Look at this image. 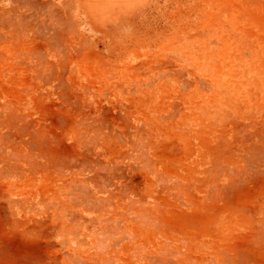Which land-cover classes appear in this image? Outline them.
Returning a JSON list of instances; mask_svg holds the SVG:
<instances>
[{"label": "rangeland", "instance_id": "rangeland-1", "mask_svg": "<svg viewBox=\"0 0 264 264\" xmlns=\"http://www.w3.org/2000/svg\"><path fill=\"white\" fill-rule=\"evenodd\" d=\"M84 5L85 27L78 0H0V172L16 175L0 173V192L47 191L61 155L67 180H86L80 163L100 166L105 187L91 189L122 228L96 224L108 249L93 253L110 258L99 264H224L209 251L210 220L231 209L264 224V0ZM251 237L241 246L255 254ZM71 243L59 255L79 264Z\"/></svg>", "mask_w": 264, "mask_h": 264}, {"label": "bare ground", "instance_id": "bare-ground-1", "mask_svg": "<svg viewBox=\"0 0 264 264\" xmlns=\"http://www.w3.org/2000/svg\"><path fill=\"white\" fill-rule=\"evenodd\" d=\"M9 1L10 0H1V4L4 5V4L8 3ZM17 132H19V131H17ZM37 135H38V133H37ZM4 136H5V134H4ZM39 143L40 142H38V144ZM41 143H42V141H41ZM46 144L44 143V145H46ZM24 145H25V143H24ZM42 145H43V143H42ZM35 147L37 148V146H35ZM44 148H45V146H44ZM15 156H17V155H15ZM44 156H46V155H44ZM60 157H64V156H62V155L59 156V159H57V160H55L54 158L52 160V159H50L51 158L50 157L49 159L51 161H53V163L51 161H49V159H48V161L52 163L51 165H54V167H53V166H50V164H48V171H49V168L51 169V167H52L53 168L52 171L54 170L55 174H52V173L49 174L48 173L47 178L49 179L48 182H50V185H48L49 188L47 189V191L43 190V187H41L36 192L33 191L32 193L27 194L28 196H31L28 198H26L23 194H20L21 192L15 193V194H12V193H14V191L12 193L0 192V264H64V258L66 255H62V256L59 255V253L63 249V241L64 240H66L68 244L73 242L74 246H75V242H76L77 247L79 249H81L86 254V256L82 255L83 258L82 259L80 258L81 262H79V264H99L98 263L99 258L106 255L105 253H102L101 256H98L95 253H93V250H92L93 247H95L96 250H98V252H99V250L104 251L103 249H106V247L108 249V246H106L105 238L103 239V237H102L103 235L99 234V232L102 233V231H99V230H102L100 228H104V229L108 228L110 230L112 229V231L114 233H117V228L119 227V222L117 225V220H116L117 217L116 216L113 217L114 215L112 213V208H113L112 202L110 200L107 201V199L104 201V199H101L99 196H97L96 193L91 189V185H94L96 188L97 187H99V188L105 187L104 186L105 180H103V178L105 176L102 178V176L104 174L101 176V174L97 173V170L100 169L99 168L100 166L97 169V166H91V164H90V166H91L90 167L89 163H87L88 165L85 163L83 165H81V163H80L78 165V167H80L81 171H83V172L86 171L87 168L88 169L91 168L90 169L91 172H88L86 174V180H84L83 177L77 178V176L74 177V179H71V180L68 179L67 180L66 178H68V176L65 175V171L68 169L67 168L68 165H66V167L64 166L66 168V169H64L63 163H65L66 160L72 161V159H70L67 156L69 159H67V157H66V159L64 160L65 157L62 159H60ZM24 158H26V157H24ZM33 158L34 157H32L29 162H31ZM46 159L47 158H45V160ZM34 160H36V159H34ZM77 162H79V161H77ZM73 163H72V165H73ZM33 164H35V163H33ZM61 164H63V165H61ZM75 166H77V165H75ZM103 167H105V166H103ZM7 168L11 169L12 167H7ZM15 168H16V166H15ZM28 168H31V170L33 171L34 170L33 168H36V167H32V164H31V166L30 167L28 166ZM85 168H86V170H84ZM105 168H107V167H105ZM3 170H4L3 173L5 174V172H6L5 170H7V169H3ZM36 170L39 171V168H37ZM34 172H35V170H34ZM0 173L3 174L2 172H0ZM29 173H30V171H29ZM1 174H0V176H1ZM18 174L21 175V173H18ZM6 175L10 179L13 177H16V175L12 174V171L6 172ZM20 175H19V177H20ZM45 176H47V175H44V177ZM1 178L2 177H0V179ZM34 178L36 179L37 177H34ZM40 178H42V176ZM26 182H27V180H26ZM42 182L45 183V181H42ZM6 185H7V187L11 186L9 183ZM31 187L34 188L33 186H31ZM67 187H70V188H67ZM99 192L102 193L101 191H99ZM216 193H217V191H216ZM7 198H9L12 202L11 207H8L6 205ZM76 204L79 205L78 210H76L77 209ZM141 208H143V207H141ZM10 209H13L14 212H12ZM120 214H121V216L123 214V217L127 218V215L125 213H120ZM88 218L90 220H88ZM153 220L155 221L154 218H153ZM120 222H122V221H120ZM96 224L98 225V227H100L99 230H97ZM120 227L122 228V226H120ZM120 227L118 228V230L120 229ZM118 233H117V235H118ZM122 233L124 234L125 231L122 230ZM108 236H106V237H108ZM120 236H121V234H120ZM127 236H128V234H127ZM128 237H130V236H128ZM58 238L59 239L62 238L64 240H62L61 242H56V240ZM130 238L132 239V237H130ZM73 243H71V244L73 245ZM68 247H69V245H68ZM77 247H76V249H77ZM109 248H110V246H109ZM70 253L71 252L69 251L67 254H70ZM80 253H82V252H80ZM77 257H81V256H77ZM68 258H70V257H68ZM74 258H75V256H74ZM77 259H76V264H77ZM107 259H110V258L108 257ZM89 260H91V263H89ZM112 260H113V258H112ZM67 263L69 264V262H67ZM72 264H74V263H72ZM106 264H109V263H106Z\"/></svg>", "mask_w": 264, "mask_h": 264}, {"label": "crops", "instance_id": "crops-1", "mask_svg": "<svg viewBox=\"0 0 264 264\" xmlns=\"http://www.w3.org/2000/svg\"><path fill=\"white\" fill-rule=\"evenodd\" d=\"M85 2L86 0H78L80 21L83 22L82 24L84 25V27L87 22L86 20L88 18L91 19L90 15L88 14V8H86V6L84 5ZM92 22L94 21L92 20ZM103 62H105V60L103 59H97L93 62L95 63V65L92 64L94 67L96 66L100 68L98 70H95V77H102V75H104L105 72L102 70V67L99 66V64H103ZM87 63V60H79L75 64V67H77L74 71V75L82 76L83 72L86 73L85 68L87 66ZM208 210L214 209L208 208ZM224 210L227 211V209ZM228 211L229 213H224L223 218H214L210 220L212 221L210 222L211 224H209V226L212 227V235L208 236L207 242L212 246L209 251L213 253V257H220L218 253L221 252L224 264H255V261L253 262V260H255L256 253L261 249L256 239L257 235L260 234V232L257 231V228L261 227L263 229L261 233L264 234V224L262 222L263 220L246 218L235 219L232 218V215L234 214H231V209H228ZM219 228H222L223 234L217 235V233L219 232ZM248 235L250 237L252 236L251 238L255 239V241H253V249L255 251V254H251L253 250H249L248 252L241 246V243L246 240Z\"/></svg>", "mask_w": 264, "mask_h": 264}]
</instances>
